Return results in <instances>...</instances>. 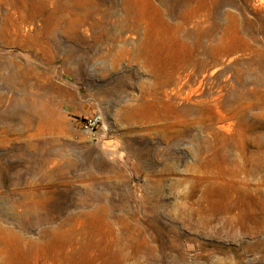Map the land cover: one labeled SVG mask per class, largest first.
<instances>
[{
    "label": "rangeland",
    "instance_id": "1",
    "mask_svg": "<svg viewBox=\"0 0 264 264\" xmlns=\"http://www.w3.org/2000/svg\"><path fill=\"white\" fill-rule=\"evenodd\" d=\"M15 12L0 2V27ZM73 19L41 48L0 38V264H264V0H85ZM196 61L203 84L179 90ZM242 147L262 158L223 181L243 208L185 224L205 178L235 174L211 153Z\"/></svg>",
    "mask_w": 264,
    "mask_h": 264
},
{
    "label": "bare ground",
    "instance_id": "2",
    "mask_svg": "<svg viewBox=\"0 0 264 264\" xmlns=\"http://www.w3.org/2000/svg\"><path fill=\"white\" fill-rule=\"evenodd\" d=\"M4 0H0L2 2ZM85 0H14L16 5V9L18 12L14 13L15 15H11L5 18V21L2 23L0 27V38L5 39L6 32L8 31V26L11 25L13 29L16 30L15 37L16 38H28L26 41V47L29 50L41 48L43 44L42 38H55L57 28L61 27L62 24H65V30H71L73 27L74 19H73V8L76 5L81 4ZM74 6V7H72ZM17 14V15H16ZM35 22L40 24L38 29L34 28ZM23 27H25V32L22 31ZM29 31V33H28ZM68 32V31H67ZM149 50V47H147ZM147 57V55H145ZM191 67V68H189ZM187 70L183 75H178L173 79L172 77L169 79L170 82L174 81L176 83V87L179 90L183 88H187L188 92H194L199 90L200 85L203 84L206 73L208 71L206 63L204 61H196L193 64L187 66ZM195 75V77H193ZM219 96H216L218 100ZM202 101V100H201ZM199 101V102H201ZM173 106V105H172ZM216 108L219 107L218 103L215 105ZM232 120H224L220 127L231 131ZM211 165L217 163L222 164L225 167H233L235 170L234 176L231 178H226L222 175H208L205 179L208 182V187L204 193V202L209 204L208 207L206 205L200 203L199 207H193L187 215L184 217V223L190 226L193 229L196 227H202L209 225L217 213L221 209H225L227 211L243 208L240 204L233 200L230 196L231 191L223 186V181L225 179L234 180L235 183H239L240 181L237 178V172L244 170L245 167L241 164V159H245L249 163H253L255 160H261L254 152L246 150L242 147V151L240 153V159H235L234 161H228V157L226 151L223 149H214L213 153H211ZM254 168H247L245 171L248 174L253 173ZM239 190L235 189L239 196L242 197L245 193L244 188H240ZM249 194V190L247 189ZM245 202L250 208L253 207L254 201L251 197L246 198ZM263 209V207H261ZM200 213V218L197 222H192V215L194 212ZM88 216L92 215L87 214ZM246 209H244L243 214L240 216V224L245 225L246 223ZM10 232H14L12 229H8ZM58 228H53L46 230L44 232V238L48 240H52L54 234L58 233ZM16 234L21 238L20 235ZM58 236V234H57ZM47 242V241H45ZM41 245V242L31 241V258L32 262L36 259V256L41 254L38 246ZM66 249V248H65ZM65 249L55 248L54 251L57 253L63 252Z\"/></svg>",
    "mask_w": 264,
    "mask_h": 264
},
{
    "label": "built area",
    "instance_id": "3",
    "mask_svg": "<svg viewBox=\"0 0 264 264\" xmlns=\"http://www.w3.org/2000/svg\"><path fill=\"white\" fill-rule=\"evenodd\" d=\"M100 120V116H93L92 118L86 120L85 126L88 130H95Z\"/></svg>",
    "mask_w": 264,
    "mask_h": 264
}]
</instances>
